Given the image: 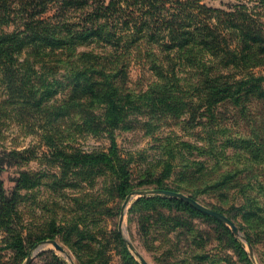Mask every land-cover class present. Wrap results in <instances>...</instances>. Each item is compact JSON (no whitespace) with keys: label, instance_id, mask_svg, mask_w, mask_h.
Masks as SVG:
<instances>
[{"label":"trees","instance_id":"obj_1","mask_svg":"<svg viewBox=\"0 0 264 264\" xmlns=\"http://www.w3.org/2000/svg\"><path fill=\"white\" fill-rule=\"evenodd\" d=\"M137 59L148 63L157 81L134 94L123 76L126 65ZM263 63L264 29L244 4L225 11L203 0H0V138L7 120L37 127L51 146V158L72 171L107 172L115 195L123 199L132 190V179L129 159L120 152L114 131L130 113L178 109L175 94L182 86L199 94V103L206 107L223 100L239 103L254 93L264 98V73L254 71ZM67 114L77 115L78 124L89 132H105L109 145L90 151L59 145V122ZM241 143L247 147L250 141ZM22 153H0V241L25 257L17 203L19 191L36 186L38 177L18 172L9 194L1 177L5 165ZM202 153L212 155L204 149ZM208 164L203 175V162L196 161V176L203 175L211 188L230 187L235 174L212 175ZM162 168L163 174L169 173L172 158L165 159ZM157 184L177 192L161 185L159 178ZM160 199L199 214L179 198ZM147 200L140 197L136 203ZM57 232L59 227L51 222L49 234L31 239L30 247ZM113 236L125 245L120 231ZM79 256L84 264L98 262L89 254Z\"/></svg>","mask_w":264,"mask_h":264},{"label":"rangeland","instance_id":"obj_2","mask_svg":"<svg viewBox=\"0 0 264 264\" xmlns=\"http://www.w3.org/2000/svg\"><path fill=\"white\" fill-rule=\"evenodd\" d=\"M203 3L225 11H235L237 5L244 4L264 29V4L258 0ZM254 71L264 73V63ZM123 77L125 86L134 94L157 81L144 59L127 64ZM64 93L61 91L59 96L63 98ZM197 95L182 86L175 94V100L180 102L178 109L149 112L143 108L140 114L130 113L123 126L115 129L120 152L129 159L132 179L125 207L126 197L115 195L113 179L107 172H78L61 166L59 160L50 157L51 146L37 127L7 120L2 126L0 153L12 149L23 153L5 165L1 173L4 188L9 194L18 172L23 171L35 174L38 184L21 189L17 203L27 255L17 256L13 248L3 247L4 241H0V264H84L80 253L83 257L94 256L97 264H141L128 242L149 264H264V98L254 93L239 103L223 100L206 107L199 103L202 97L198 100ZM78 118L67 114L60 120L63 140L59 145L84 151L109 145L105 132H89L78 124ZM242 139L250 141L247 147ZM207 141L212 150L206 148ZM202 149L212 155L202 153ZM170 158L172 169L163 174V161ZM196 161L203 162V175L208 163L212 175L225 171L235 174L230 187L206 186L205 177L196 176ZM158 178L161 185L175 188L226 215L238 233L225 221L192 205L199 214L160 199L174 196L133 194L140 189H160ZM140 197L147 198V203L137 204ZM51 222L59 227V232L30 247L31 239L49 234ZM116 230L124 236V246L115 240ZM3 236L0 230V240ZM48 239H55L64 252L50 242L36 249Z\"/></svg>","mask_w":264,"mask_h":264},{"label":"water","instance_id":"obj_3","mask_svg":"<svg viewBox=\"0 0 264 264\" xmlns=\"http://www.w3.org/2000/svg\"><path fill=\"white\" fill-rule=\"evenodd\" d=\"M151 193H162V194H167V195H170V196H174V197H178L184 201H186L187 203H189L190 205H192L193 207H195L196 209L202 211V212H205V213H208L222 221H225L226 223H228L232 228L233 230L238 233V229L237 227L235 226V224L224 214L216 211V210H213V209H210L206 206H204L203 204H201L200 202H198L196 199L184 194V193H181V192H176V191H169V190H163V189H140V190H136L133 192V194H137V195H145V194H151ZM129 200V197H126L124 202H123V207H125L126 203L128 202ZM122 221H123V211L120 212V218H119V228L122 230ZM46 242H50L52 243L57 249H59L60 251H63L64 252V248L58 244V242L55 240V239H48V240H44L42 241L36 249H40L44 246V244ZM129 246L131 247V249L135 252V254L137 255L138 259L140 260L141 264H149L144 258L143 256L135 249V247L132 245V243L128 242ZM249 249H250V254L252 256V258L254 259V256H253V253H252V250H251V247L249 246ZM30 259V256L27 258V260Z\"/></svg>","mask_w":264,"mask_h":264}]
</instances>
